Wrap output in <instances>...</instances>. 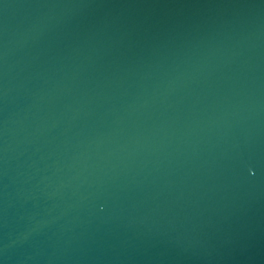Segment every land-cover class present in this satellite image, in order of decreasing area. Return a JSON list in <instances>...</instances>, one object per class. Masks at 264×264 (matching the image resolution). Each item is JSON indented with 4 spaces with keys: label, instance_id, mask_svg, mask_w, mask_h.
Segmentation results:
<instances>
[{
    "label": "water",
    "instance_id": "95a60500",
    "mask_svg": "<svg viewBox=\"0 0 264 264\" xmlns=\"http://www.w3.org/2000/svg\"><path fill=\"white\" fill-rule=\"evenodd\" d=\"M0 264H264V0H0Z\"/></svg>",
    "mask_w": 264,
    "mask_h": 264
}]
</instances>
